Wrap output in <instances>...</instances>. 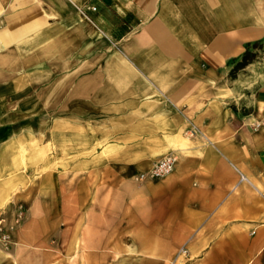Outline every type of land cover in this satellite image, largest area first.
Segmentation results:
<instances>
[{
  "label": "crops",
  "instance_id": "obj_1",
  "mask_svg": "<svg viewBox=\"0 0 264 264\" xmlns=\"http://www.w3.org/2000/svg\"><path fill=\"white\" fill-rule=\"evenodd\" d=\"M260 41L264 0H0V214L28 201L31 218L17 241L50 217V264H167L183 245L264 264V76L231 77ZM168 155L170 174L138 181Z\"/></svg>",
  "mask_w": 264,
  "mask_h": 264
},
{
  "label": "rangeland",
  "instance_id": "obj_2",
  "mask_svg": "<svg viewBox=\"0 0 264 264\" xmlns=\"http://www.w3.org/2000/svg\"><path fill=\"white\" fill-rule=\"evenodd\" d=\"M256 67L258 68L256 69ZM254 72L264 76V44L255 47L252 46L245 58L242 59V62L236 64L231 77L235 80H238L239 77L249 78L250 76H254ZM43 156L44 163H48V161H50V153L47 155L44 154ZM44 171H46L45 168H40L34 171V176H36V174L40 175L44 173ZM49 171L50 170H47L48 174ZM25 174L29 176L31 171L24 170V175ZM28 205V201L16 203V206L9 202L5 208L6 210L0 214V255L2 258L5 257L4 261L6 264H11L12 262L14 264L16 257L19 258V261L17 260L19 262L18 264H50V217H46L44 222L43 219H39V222L41 221V226L48 223L46 231L43 229L44 232L42 233L38 230L35 234L30 233L31 237L34 239L33 243L35 242V247L32 248L26 244L27 241L31 240L29 234H22L25 243L17 241L18 233L24 230L31 220L28 214L29 210H27V208H29ZM35 229L38 228H34L33 230ZM51 244L52 246L54 245L53 242ZM186 248L187 246L183 245L178 249L167 264H196Z\"/></svg>",
  "mask_w": 264,
  "mask_h": 264
},
{
  "label": "built area",
  "instance_id": "obj_3",
  "mask_svg": "<svg viewBox=\"0 0 264 264\" xmlns=\"http://www.w3.org/2000/svg\"><path fill=\"white\" fill-rule=\"evenodd\" d=\"M95 7L90 6L88 4H83L79 7V11L81 14L85 15L86 10H94ZM174 169V157L171 155L165 156L158 161H156L152 167L143 173H140L137 176L138 180H146V179H159L168 174H170Z\"/></svg>",
  "mask_w": 264,
  "mask_h": 264
},
{
  "label": "trees",
  "instance_id": "obj_4",
  "mask_svg": "<svg viewBox=\"0 0 264 264\" xmlns=\"http://www.w3.org/2000/svg\"><path fill=\"white\" fill-rule=\"evenodd\" d=\"M262 44H264V41H260V42L254 43L253 44V47L258 46V45L261 46ZM248 52H249V49L246 51V53L244 54V56L242 57V59L245 58V56L247 55ZM240 62H242V60Z\"/></svg>",
  "mask_w": 264,
  "mask_h": 264
}]
</instances>
